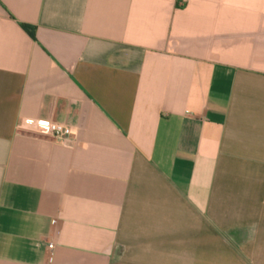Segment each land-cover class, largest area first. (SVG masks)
<instances>
[{"label":"crops","instance_id":"1","mask_svg":"<svg viewBox=\"0 0 264 264\" xmlns=\"http://www.w3.org/2000/svg\"><path fill=\"white\" fill-rule=\"evenodd\" d=\"M49 255L264 264V0H0V264Z\"/></svg>","mask_w":264,"mask_h":264},{"label":"built area","instance_id":"2","mask_svg":"<svg viewBox=\"0 0 264 264\" xmlns=\"http://www.w3.org/2000/svg\"><path fill=\"white\" fill-rule=\"evenodd\" d=\"M24 128L43 136L56 140L64 141L72 135V128L60 122L45 119H25L23 120ZM52 244H48V249H52ZM51 263V256L47 257V264Z\"/></svg>","mask_w":264,"mask_h":264},{"label":"trees","instance_id":"3","mask_svg":"<svg viewBox=\"0 0 264 264\" xmlns=\"http://www.w3.org/2000/svg\"><path fill=\"white\" fill-rule=\"evenodd\" d=\"M20 27L22 28V30L24 32H26V34H28V36L32 39L35 40V36H34V28L25 24H20Z\"/></svg>","mask_w":264,"mask_h":264}]
</instances>
